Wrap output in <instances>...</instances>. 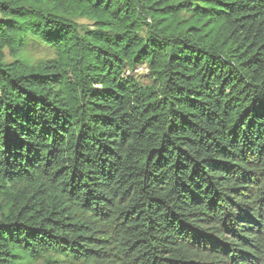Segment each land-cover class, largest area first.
Masks as SVG:
<instances>
[{"label":"trees","instance_id":"trees-1","mask_svg":"<svg viewBox=\"0 0 264 264\" xmlns=\"http://www.w3.org/2000/svg\"><path fill=\"white\" fill-rule=\"evenodd\" d=\"M38 261L264 264V0H0V264Z\"/></svg>","mask_w":264,"mask_h":264},{"label":"rangeland","instance_id":"rangeland-1","mask_svg":"<svg viewBox=\"0 0 264 264\" xmlns=\"http://www.w3.org/2000/svg\"><path fill=\"white\" fill-rule=\"evenodd\" d=\"M76 21L79 25H81L82 29H87L88 27L91 26V23L84 18L78 17L76 18ZM53 56H54V52L52 49L44 46L43 44H41L36 40L29 39L26 47L24 48L23 51L20 52L18 58L19 60L23 61L25 65L35 66L41 61L52 59ZM8 61L11 62L10 59H8ZM146 74L147 72L145 70V67H143L134 73V77L142 85L149 84V80L146 77ZM32 264H43V262L38 261Z\"/></svg>","mask_w":264,"mask_h":264}]
</instances>
